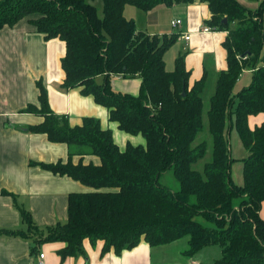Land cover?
I'll use <instances>...</instances> for the list:
<instances>
[{
  "label": "trees",
  "instance_id": "trees-1",
  "mask_svg": "<svg viewBox=\"0 0 264 264\" xmlns=\"http://www.w3.org/2000/svg\"><path fill=\"white\" fill-rule=\"evenodd\" d=\"M95 1L102 4L98 15ZM206 3L209 29L228 32L223 41L227 69L221 71L206 113L211 136V158L201 170L193 168L206 155V139L192 147L204 129L202 94L206 74L189 87L190 74L183 55L175 58L171 72L163 60L175 35H149L123 15L125 6L143 12L164 5ZM252 8L239 0H0V29L26 20L44 39L65 44L60 64L63 90L81 88L97 105L108 110L109 121L126 134L141 135L144 146L114 143L100 121L84 117L71 126L65 116L48 107L45 88H39V107L28 112L41 115L29 132L43 133L52 143L68 147L66 163L42 165L54 174L88 186L86 193L69 194L67 220L48 227L43 236L30 212L19 210L27 230L0 229L5 235L33 237L38 242H63L61 260L83 254V241L103 242L102 253L130 250L142 238L151 246L188 236L187 255L207 246H218L221 255L207 264H264V124L250 130L249 115L264 112V0H251ZM227 22L224 23L223 20ZM244 70L250 83L235 92ZM112 75L141 80L138 95L111 88ZM103 76V82L96 81ZM236 131L246 156L242 184L231 176L229 135ZM74 155H92L98 164ZM171 171L178 182L174 192L159 184ZM200 219V221H198Z\"/></svg>",
  "mask_w": 264,
  "mask_h": 264
},
{
  "label": "crops",
  "instance_id": "crops-1",
  "mask_svg": "<svg viewBox=\"0 0 264 264\" xmlns=\"http://www.w3.org/2000/svg\"><path fill=\"white\" fill-rule=\"evenodd\" d=\"M239 2L249 8L255 6L251 0ZM165 8L170 9V25L172 20L181 21L180 26L171 28L176 31L173 35L181 46L176 58L183 55L185 68L190 74L189 87L205 73L206 84L214 88V93L219 73L227 69V53L222 43L228 32L202 30L206 27L205 21L211 17L206 3L202 2L169 8L160 5L149 12L128 5L123 15L135 22L138 31L160 35L151 29L155 26L151 14ZM187 34L189 39H183ZM65 52L61 40L44 39V35L36 32L24 19L14 26L0 29V229L26 232L27 227L19 212L22 209L30 212L34 225L44 236L48 227L66 222L68 195L90 190L81 182L54 174L42 166L66 163L69 152L66 144L52 143L45 134L27 130L43 120L41 115L25 109L30 105L39 107V83L46 90L48 107L54 114L65 116L71 126H79L84 117H91L100 121L102 129L111 132L119 150L124 151L129 144H145L141 135H128L118 128L116 122L109 121L108 110L97 105L91 95H82L81 88H61L64 73L60 60ZM100 77L101 82L98 81ZM98 78L96 81L102 83L104 77ZM244 81L238 91L250 83L248 78ZM110 84L114 91L136 96L141 80L112 75ZM247 122L250 130L261 126L264 112L249 115ZM245 156L246 152L239 159ZM71 160L73 163L80 160L84 165L99 163V159L92 155H74ZM259 217L264 221V203ZM30 236L0 233V264H37L40 253L45 255L44 264H207L221 255V249L207 248L209 246L192 256L187 255L188 236L160 246H151L142 238L132 249L118 254L113 248L102 253V241L86 239L83 241L84 255L61 260L57 251L65 243H42Z\"/></svg>",
  "mask_w": 264,
  "mask_h": 264
},
{
  "label": "rangeland",
  "instance_id": "rangeland-1",
  "mask_svg": "<svg viewBox=\"0 0 264 264\" xmlns=\"http://www.w3.org/2000/svg\"><path fill=\"white\" fill-rule=\"evenodd\" d=\"M94 5L97 6L98 15L101 17V15H102V4L100 3V1H95ZM169 10L170 9L165 8L164 10H156V11H154V13L151 14V16L155 18V21H154L155 26H154V28L151 27L152 31H154L153 33H155V32L159 33L160 32V35H168V36L176 33V31L173 30V28H171V25H170L171 16L169 14ZM126 16L129 17L128 14ZM172 31H174V32H172ZM157 35H159V34H157ZM180 48H181V46L178 45V42L174 41L170 45V48L165 52V54L163 56V60L165 61L166 70L168 72H171V70H173L174 62H175L174 59L176 58V55L178 54V52L181 50ZM245 76H246V78L249 79V82H250L251 74L249 73L246 75V73L243 72L239 78V82L235 85V89H234L235 92H237L239 87L245 83V81H244L246 79V78H244ZM98 81L101 82L102 78L101 77L98 78ZM248 84H246L245 86H247ZM204 88L205 89H204L203 94H202V103H203L202 118H203V123H204V129L202 130L201 134H199L197 136V138L195 139V141L191 145L192 147H194L197 144H199L200 142H202L203 138L206 139L205 141H206L207 147H208L207 153L203 157L202 160L198 161L195 165H193V168L196 170H199V171L203 167V164L207 163L210 160L211 148H212L211 147V136H210L209 132H207L206 113L210 107L209 100L213 94L214 88H211L207 84L205 85ZM228 139H229V146H230V151H231V153H230L231 159L234 160L233 165H232L231 176H232V178L236 184H242V182H243V175H241L242 164L240 161H238V159L240 157L244 156L246 151H245L244 147L241 145L239 136H238L236 131L232 130ZM159 184H161L162 186H164L165 188H167L168 190H170L172 192L177 190L179 187L178 182H177L176 178L173 177V174L171 171L165 172L164 174L160 175ZM198 221H200V219H198ZM207 248L218 249L219 247L212 245V246H209ZM216 259H218V258H216Z\"/></svg>",
  "mask_w": 264,
  "mask_h": 264
},
{
  "label": "built area",
  "instance_id": "built-area-1",
  "mask_svg": "<svg viewBox=\"0 0 264 264\" xmlns=\"http://www.w3.org/2000/svg\"><path fill=\"white\" fill-rule=\"evenodd\" d=\"M181 25V21L176 19V20H172L171 21V26L172 27H178ZM204 32H209V31H212L211 29H209L208 27H204L202 29ZM183 39L185 40H188L189 39V35H184ZM44 256L42 253L38 254V261H37V264H44Z\"/></svg>",
  "mask_w": 264,
  "mask_h": 264
},
{
  "label": "water",
  "instance_id": "water-1",
  "mask_svg": "<svg viewBox=\"0 0 264 264\" xmlns=\"http://www.w3.org/2000/svg\"><path fill=\"white\" fill-rule=\"evenodd\" d=\"M223 22H224V23H226V22H227V20H226V19H224V20H223Z\"/></svg>",
  "mask_w": 264,
  "mask_h": 264
}]
</instances>
